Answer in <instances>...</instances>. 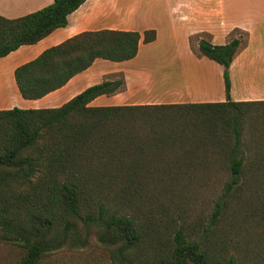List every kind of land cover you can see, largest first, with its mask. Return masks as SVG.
I'll use <instances>...</instances> for the list:
<instances>
[{"label":"trees","instance_id":"1","mask_svg":"<svg viewBox=\"0 0 264 264\" xmlns=\"http://www.w3.org/2000/svg\"><path fill=\"white\" fill-rule=\"evenodd\" d=\"M84 1L52 0L19 17L0 15V57L66 26ZM140 38L136 30L81 31L16 66L15 85L23 98H40L97 58H133ZM155 38L152 28L142 32L143 43ZM247 39L234 28L224 43L201 36L191 45L222 66L223 101L90 104L124 89L123 74L114 73L59 106L0 109V242L22 248L18 264L91 243L108 252L110 264H241L222 244L226 238H216L264 226L262 210L260 221L246 210L238 218L244 190L264 188V100L229 94L228 69ZM216 184L200 231V221L189 230L155 217L164 201ZM228 206L238 213L228 217ZM248 244L259 248L256 255L264 252V245Z\"/></svg>","mask_w":264,"mask_h":264},{"label":"crops","instance_id":"2","mask_svg":"<svg viewBox=\"0 0 264 264\" xmlns=\"http://www.w3.org/2000/svg\"><path fill=\"white\" fill-rule=\"evenodd\" d=\"M165 1H168L172 21L184 27L183 33L186 39L193 34L203 33L209 36L213 43L214 38L222 36L226 38L234 28L247 32V43L241 47L228 69L230 99L264 100V0L251 4L245 17L230 25L226 24L224 0ZM51 2L52 0H0V15L7 18L19 17ZM104 21L108 23H102ZM218 24L219 31H216L215 26ZM101 28L135 30L132 25V4L125 0H85L68 14L66 26L54 29L36 43L21 45L0 57V109L14 106L21 108L59 106L87 86L98 83L105 76L114 73L123 74L124 89L112 94L99 95L90 104L124 105L224 100L221 97L224 86L219 84L216 88L204 74L199 73L194 74L191 80V83L197 86L192 87L193 92L189 84L184 88L174 85L158 90L156 77L148 72L147 67L136 64L142 46L148 44L142 42V33L139 31L141 38L138 52L133 58L123 61L97 58L87 69L71 77L63 86L40 98L26 99L19 94L13 77L16 66L76 33ZM173 54L179 55V52L176 50ZM187 54L196 56L191 49ZM214 88L217 95L211 96L210 93Z\"/></svg>","mask_w":264,"mask_h":264},{"label":"rangeland","instance_id":"3","mask_svg":"<svg viewBox=\"0 0 264 264\" xmlns=\"http://www.w3.org/2000/svg\"><path fill=\"white\" fill-rule=\"evenodd\" d=\"M125 1L132 4V25L135 27V30L140 33L147 28H154L156 30V39L142 46L141 52L136 59V64L147 67L149 69L148 72L153 77H156L158 90L174 85L183 86L184 88L189 84L192 91V87L197 86L193 82L191 83V80L193 79V75L198 73L204 74L216 88H218L219 84L222 87L224 86L221 74V71H223L222 66L205 56L197 57L198 55L191 48V45H196L199 37L202 36L210 39L209 36L203 33H196L186 39L183 33L184 27L172 21V16L169 14L168 1ZM256 1L263 0H224L227 14L226 24L230 25V23L244 18L246 11L251 8L250 5ZM102 23L107 24L108 21ZM219 26V24L215 26L216 31H219ZM225 39H228V35L226 38L224 36L214 38L213 43H224ZM189 48L196 56L187 54L190 51ZM176 50L179 52V55L173 54ZM222 90L223 94L221 97L225 99V91L224 89ZM214 94L217 95L215 88L211 91L210 95L213 96ZM244 183L249 184V182L245 181ZM262 185L257 184L256 191L253 193H246L244 190V194L238 200L241 203V208H243V214H238L239 219L244 215V210H246L250 215L254 213L255 220L260 221L259 216L262 214L260 211H264V188ZM217 189H219L217 184L215 186H206L196 191H191L188 194L185 193L180 198L177 197L164 201L163 208L159 207L155 213V217L164 220L172 218L171 222H176L177 225L184 224L189 230H194L196 227L195 223L200 221L202 222L201 228H198L200 231L208 223L212 200L217 194ZM239 202H237V205L240 206ZM227 209L228 217H231L232 213H238V210H235L236 208L228 206ZM249 218L253 220L252 216ZM239 221L242 226H246L244 219ZM255 222L257 223V221ZM245 229L247 227L242 230L232 229L231 232H226L225 234L221 231L216 240L222 238L223 235L226 238V242L222 241V244L227 245L228 242L230 251L236 254L237 260L241 264H250L248 262L252 261L251 259L254 256L261 259L259 262L261 264V261H264V252H258L260 255H256L255 251L259 248L255 245L252 248L248 243L260 244V247L264 245V226L257 227L256 232L253 233H246L243 231ZM220 230L221 227H219L218 232ZM250 238L252 240H249ZM243 249L246 250L244 251ZM21 254L22 248L19 246L0 242V264H18ZM37 264H110V259L106 250L95 243H91L85 248L55 251L41 258Z\"/></svg>","mask_w":264,"mask_h":264}]
</instances>
